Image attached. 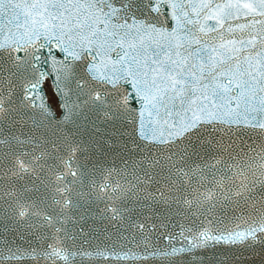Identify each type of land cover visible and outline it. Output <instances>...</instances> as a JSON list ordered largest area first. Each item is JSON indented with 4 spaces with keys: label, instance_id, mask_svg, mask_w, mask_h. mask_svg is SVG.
I'll list each match as a JSON object with an SVG mask.
<instances>
[{
    "label": "snow or ice",
    "instance_id": "6c2138e0",
    "mask_svg": "<svg viewBox=\"0 0 264 264\" xmlns=\"http://www.w3.org/2000/svg\"><path fill=\"white\" fill-rule=\"evenodd\" d=\"M0 264H264V0H0Z\"/></svg>",
    "mask_w": 264,
    "mask_h": 264
}]
</instances>
